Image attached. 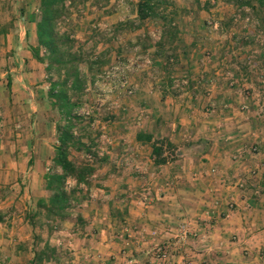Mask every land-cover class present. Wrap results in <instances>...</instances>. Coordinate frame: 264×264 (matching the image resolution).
I'll use <instances>...</instances> for the list:
<instances>
[{
	"label": "rangeland",
	"instance_id": "obj_1",
	"mask_svg": "<svg viewBox=\"0 0 264 264\" xmlns=\"http://www.w3.org/2000/svg\"><path fill=\"white\" fill-rule=\"evenodd\" d=\"M40 1L0 0V208L14 207V212L20 210L21 214H25L29 230L23 235L31 237L29 242H35V236H40L41 240L37 243L39 249L49 241L54 244L59 242L61 244L57 245L63 248L69 246V241L76 243L83 237L78 234L82 231L76 228L74 219L61 223L59 230L50 236L43 218H38L37 226L33 227L27 217L36 211L38 200L51 195L45 187V175L54 166L57 136L58 114L47 98L50 74L32 52V47L38 45L33 16L38 13ZM138 1L110 0L105 4V1L79 0L72 8L71 16L60 26L61 33L69 34L75 41L76 52L94 60L102 58L104 62L100 71L97 74L94 72V78L91 74L88 76L91 83L83 96V107L78 111L92 125L94 137L99 133L102 135L98 150L106 159L102 163L104 169L110 168L116 160L109 137L126 126L133 133L140 128L146 133L155 132L151 127L156 123H153L154 118L157 119L154 110L150 105L147 107L149 111H146L142 103L155 101L154 106L158 109L160 95L157 84L162 83L160 81L165 75L171 78L176 73L187 71L189 66L198 73L197 76L215 69L229 73L220 76L219 81L210 79V82L224 86L223 97L229 96L232 105L218 107L216 104H201L198 118L210 114L236 117L246 124L247 131L241 134L245 136L242 140L249 143L233 159L238 164L247 163L244 166L257 162L258 166L247 169L248 176L254 182H259L261 178L264 180V18H257L249 8L237 10L224 0H201L200 6L193 0H167L173 3L167 9V15L173 16L174 23L184 31V42L177 53L169 51L167 55L158 56L156 45L163 33V22L161 19H150L140 24L136 18ZM208 1L213 5L209 9L205 7ZM217 22L221 25L218 30L212 25ZM147 41L150 44L145 47ZM151 43L153 46H150ZM148 60L151 61L149 65ZM116 67L125 68V85L120 81L122 78L111 75ZM82 69L87 72V65L83 64ZM186 79L174 77L172 81H175L171 83H182ZM131 90L133 94L129 93ZM119 118L128 123L115 128ZM224 125L216 132L225 128L236 132L235 128ZM230 145L224 143L225 147ZM255 147L257 152L253 151ZM72 159L79 162L95 160L91 155L75 151ZM102 168L91 180L89 199L75 209V213L95 210L102 205L103 196H108L110 182L102 179L104 183H101L100 177L105 173ZM235 184L236 181L232 187ZM69 185L73 187L76 182L70 180ZM257 191L253 196L263 195L264 190ZM4 200L7 202L3 203ZM108 201L109 197L103 203L106 205ZM231 204L234 208V203ZM76 229L79 231H75V236L73 232L68 236Z\"/></svg>",
	"mask_w": 264,
	"mask_h": 264
},
{
	"label": "crops",
	"instance_id": "obj_2",
	"mask_svg": "<svg viewBox=\"0 0 264 264\" xmlns=\"http://www.w3.org/2000/svg\"><path fill=\"white\" fill-rule=\"evenodd\" d=\"M186 70L171 76V80L187 77L181 88L170 84L167 75L157 84L158 109L155 101L142 103L145 110L151 105L157 117L151 126L155 132L147 133L155 139H168L178 147L180 160L156 167L152 145L137 140L139 133L146 132L142 128L133 133L126 126L110 136V148L115 151L116 160L110 168H102L105 173L100 177L110 182L108 196H103L102 205L94 207L95 210L80 211L87 225L78 232L83 237L76 243L69 241L68 247L61 248L59 242L49 241L59 256L44 264H264V180L254 182L248 176L247 169L258 166L257 162L244 166L247 163L234 161L236 153L244 151L249 143L242 140L241 134L247 131V125L236 117L210 114L198 118L201 104L232 105L228 95L223 97L224 86L210 82L229 73L215 69L197 76L189 66ZM119 119L115 128L128 123L124 118V121ZM223 124L236 132L229 128L216 132ZM166 127L169 128L164 131ZM200 139L210 142V152L201 157L191 156L185 145ZM224 143L231 145L225 147ZM212 168L217 169L216 176H211ZM195 175L199 178L195 179ZM238 180L244 181V189L232 187ZM257 189L263 192L262 196H253ZM107 197L109 201L105 205ZM215 199L221 201V206L215 207ZM230 202L234 208L228 206ZM3 208H0L4 219L0 222V264H31L35 253L42 248L34 241L29 242L31 237L24 236L29 230L25 214L20 210L14 212L11 206V209ZM206 209L214 212L212 223L203 217ZM182 222H188L198 237L179 245L174 236ZM75 231L79 229L68 236L72 232L75 236ZM154 231L159 233L157 239L152 236ZM161 250L168 255L163 261L157 258Z\"/></svg>",
	"mask_w": 264,
	"mask_h": 264
},
{
	"label": "trees",
	"instance_id": "obj_3",
	"mask_svg": "<svg viewBox=\"0 0 264 264\" xmlns=\"http://www.w3.org/2000/svg\"><path fill=\"white\" fill-rule=\"evenodd\" d=\"M78 1L41 0L38 13L35 16L32 15L36 21L38 40V45L32 47V52L34 57L46 66L45 70L50 74L47 98L52 109L57 112L58 119L56 120L54 166L45 175V187L51 195L47 199L38 200L36 211L31 215L28 214L27 217L33 227L37 226L38 218H43L50 236L59 230L61 223L68 220L74 219L76 228L83 229L87 225L82 213H75V209L89 199L91 180L98 169L103 167L102 163L106 162L98 150L102 135L99 133L94 137L91 132L92 125L78 113L83 107V96L91 83L88 81V76L90 74L92 78L96 76L104 66L103 59L94 60L82 52H76L75 41L69 34L60 31L61 24L71 16V10ZM98 1V3L105 1V4L110 2V0ZM224 1L237 10L249 8L258 16L257 18H264V0ZM193 2L198 6L201 5V0H193ZM172 5L173 3L167 0H139L136 5V18L140 24L150 19H161L163 22V33L156 45L158 56L167 55L169 51L177 53L184 42L182 37L184 31L174 23L173 16L167 15V9ZM210 6H213L212 2L208 1L205 7L209 9ZM173 14L176 15V12ZM232 21L233 19L230 20ZM149 44L148 41L145 42V47ZM150 46H153L152 43ZM83 64L87 65V72L83 71ZM169 80L172 82L170 77ZM170 84L174 85V83ZM114 118L110 117V119ZM137 140L152 145V159L156 167L180 160L177 155L178 147L168 139H155L153 134L141 132L137 135ZM211 146L206 139L185 145L189 154L195 157L208 154ZM73 151L91 155L95 160L76 161L72 159ZM70 180H74L76 185L71 187ZM82 186H86L87 189L85 190ZM3 220L0 211V222ZM40 240V236L35 237L36 244ZM57 254V248L47 242L35 253L31 264H44L45 261L56 260L59 256Z\"/></svg>",
	"mask_w": 264,
	"mask_h": 264
},
{
	"label": "built area",
	"instance_id": "obj_4",
	"mask_svg": "<svg viewBox=\"0 0 264 264\" xmlns=\"http://www.w3.org/2000/svg\"><path fill=\"white\" fill-rule=\"evenodd\" d=\"M213 25V28L218 30L220 29L221 25L217 22V23H212ZM148 65L151 63L150 60L147 61ZM128 70V69H127ZM125 73H126V70L124 67H116L113 69V72H111V75L113 76V78H115L116 76L119 77V78H122L120 79V81H123L122 83L125 85L127 83L126 81V77H125ZM232 86L234 85V82H232L231 84ZM175 88H181L183 86L182 83H175L174 84ZM130 94H133L134 91L131 90L129 92ZM253 151L254 152H257L258 151V148L255 147L253 148ZM210 174L212 176L216 175L217 174V169L216 168H212L210 170ZM195 179H198L199 176L198 175H195L194 176ZM236 188L238 189H244L245 188V183L243 180H238L236 182V184L234 185ZM212 194V193H211ZM215 197V195H214ZM221 201L218 200V199H215L214 200V205L215 207H219L221 206ZM229 206L230 208H233V204L229 203ZM214 212L212 209H206L205 212L203 213V217H205V219L207 220L208 223H212L214 220H215V216L213 215ZM152 236L157 239L159 237V233L157 231H154ZM198 237V233L195 232L192 228H191V225L188 223V222H182L180 223L178 226H177V232L174 236V239L176 240V243L179 244V245H183L185 243H187L191 238H197ZM159 247V245H158ZM167 253L164 252L163 250L159 251V254L157 255V258L161 261L165 260L167 258ZM132 264H140L138 262H132ZM189 264H193V263H189Z\"/></svg>",
	"mask_w": 264,
	"mask_h": 264
}]
</instances>
